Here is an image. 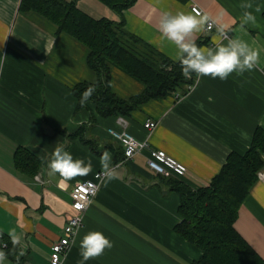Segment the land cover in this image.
Masks as SVG:
<instances>
[{"label":"crops","instance_id":"0c3cea01","mask_svg":"<svg viewBox=\"0 0 264 264\" xmlns=\"http://www.w3.org/2000/svg\"><path fill=\"white\" fill-rule=\"evenodd\" d=\"M19 3L0 0V232L18 236L22 251L21 261L6 256L5 264H49L51 245L71 212L73 185L103 169L105 152L118 176L101 181L61 264H80V240L92 230L104 232L113 246L84 264H189L199 251L174 231L179 195L163 184V176L149 170L147 150L124 160L119 141L108 131L119 128L117 115H99L92 103L90 109L76 108L74 84L97 79L87 64V47L58 33L39 13L20 11ZM193 4L229 26L225 38L216 28L195 34L207 40L201 47L244 40L259 53L255 66L226 80L197 76L180 98L172 93L150 99L124 116L134 137L148 138L150 148L185 164L187 171L179 178L196 188L211 181L230 152L247 150L256 127L264 128V0H136L123 10L124 27L178 60L175 45L161 39L158 22L165 12H193ZM77 5L95 17L118 19L98 0H78ZM246 11L255 22L241 26ZM110 71L117 95L127 98L142 91L143 84L118 67L110 65ZM147 119L157 121L151 132L144 125ZM80 126L82 132L76 134ZM58 144L74 159L91 161L92 170L68 180L59 173L49 175L47 165ZM19 146L40 159L35 174L42 182L15 166ZM234 227L264 259V166L239 207Z\"/></svg>","mask_w":264,"mask_h":264},{"label":"trees","instance_id":"16d2710c","mask_svg":"<svg viewBox=\"0 0 264 264\" xmlns=\"http://www.w3.org/2000/svg\"><path fill=\"white\" fill-rule=\"evenodd\" d=\"M78 0H20L19 10L37 12L84 44L87 64L96 74L94 82L80 81L72 88L76 108L90 104L102 116L129 115L150 99H158L178 91L186 93L195 83L197 75L186 77L178 60H172L124 27L123 10L136 0H98L111 8L118 19L95 17L77 5ZM198 38V46L206 43ZM110 65H114L143 84L140 93L123 98L111 88ZM93 87L92 96L85 104L81 94ZM79 127L76 134L82 132ZM81 130V131H80ZM84 135H82V138ZM123 153V150H122ZM264 128L256 127L247 150L230 152L226 161L206 185L196 188L179 176L161 177L169 190L177 192L179 220L174 231L199 251L190 264H264V259L235 229L238 210L258 179L264 166ZM118 160L119 156H116ZM15 166L22 172L34 175L41 161L24 146L14 153ZM6 243L1 250L14 261H21L22 251L13 238L2 235Z\"/></svg>","mask_w":264,"mask_h":264},{"label":"clouds","instance_id":"9594fccd","mask_svg":"<svg viewBox=\"0 0 264 264\" xmlns=\"http://www.w3.org/2000/svg\"><path fill=\"white\" fill-rule=\"evenodd\" d=\"M251 7L250 4L246 5ZM255 22L252 12L246 11L243 16V24ZM161 39L175 45L182 71L186 77L195 73L198 77H219L221 80L228 79L233 72L244 73L255 66L259 53L246 41L241 39H228L227 43H217L215 47H201L196 42V35L207 27L211 30L213 26L221 36L227 35L228 25L210 20L207 13L200 14L198 10L193 12L178 11L175 14L165 12L159 19ZM93 87L86 89L80 98V103L85 104L92 96ZM48 162L49 175L59 173L65 180L75 176L87 175L92 170L91 161L85 163L83 158H75L64 144H58ZM103 170L107 180L117 178L118 174L111 166V156L105 152L101 158ZM18 236L13 237V243L19 241ZM113 241L100 230H92L84 234L80 240V264L92 257L100 256L106 248H111ZM6 253L0 251V264H5Z\"/></svg>","mask_w":264,"mask_h":264},{"label":"built area","instance_id":"2783aa9c","mask_svg":"<svg viewBox=\"0 0 264 264\" xmlns=\"http://www.w3.org/2000/svg\"><path fill=\"white\" fill-rule=\"evenodd\" d=\"M192 11L195 13V10H198L202 14V10L193 4L191 6ZM210 20H213L210 17ZM216 27L213 26L211 30H214ZM206 31L208 30L205 27ZM227 31V30H226ZM230 34L227 31V35L223 36L229 37ZM197 80V79H196ZM195 80V82H196ZM195 84V83H194ZM194 84L188 86V90H191ZM185 94V93H184ZM175 98H180L183 94L175 91L173 92ZM117 124L119 125L118 129L109 128L108 131L112 137L119 141L122 150H123V159H131L137 153H140L143 150H147L146 155V164L153 173L160 175L173 174L176 176H182L187 171L185 164L179 162L172 156L168 155L162 149H155L149 147L148 138L144 140H138L134 137L127 129L128 120L124 115H117ZM145 127L151 132L157 125V121L152 119H147L144 123ZM105 177L104 170H98L94 173L93 178H88L75 182L73 188L70 192L71 201H70V214L67 217V221L63 227L62 235L55 240L51 245V253L49 257V264H61L63 257L73 244L74 238L78 230L83 225V218L85 212L92 203L93 198L95 197L100 183ZM34 179L42 182L43 179L41 175L35 174ZM2 233L0 232V251L5 247L6 243L2 239Z\"/></svg>","mask_w":264,"mask_h":264},{"label":"rangeland","instance_id":"374dc122","mask_svg":"<svg viewBox=\"0 0 264 264\" xmlns=\"http://www.w3.org/2000/svg\"><path fill=\"white\" fill-rule=\"evenodd\" d=\"M160 175V174H159ZM190 264V263H189Z\"/></svg>","mask_w":264,"mask_h":264}]
</instances>
